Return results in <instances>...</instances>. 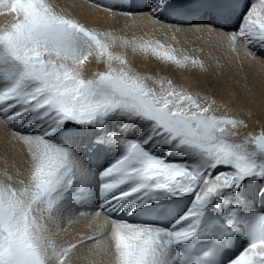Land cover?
Here are the masks:
<instances>
[{"label":"snow or ice","instance_id":"6c2138e0","mask_svg":"<svg viewBox=\"0 0 264 264\" xmlns=\"http://www.w3.org/2000/svg\"><path fill=\"white\" fill-rule=\"evenodd\" d=\"M87 3L137 14L132 0ZM145 7L161 23L158 12L175 5ZM0 11L15 17L0 33V128L26 166L0 180V264H72L84 248L110 264H264V130L236 139L244 120L216 115L215 100L142 75L111 49L179 70L209 64L159 40L90 28L50 0H0ZM184 23L209 44L215 36L228 60L264 66V0L247 5L234 31ZM89 56L105 70L86 78ZM94 156L114 159L98 171ZM161 200L166 222L116 218ZM87 207L93 223L104 217L95 233L60 242L65 213L85 217Z\"/></svg>","mask_w":264,"mask_h":264},{"label":"bare ground","instance_id":"6f19581e","mask_svg":"<svg viewBox=\"0 0 264 264\" xmlns=\"http://www.w3.org/2000/svg\"><path fill=\"white\" fill-rule=\"evenodd\" d=\"M241 1V0H240ZM246 1L249 4L258 3L259 0ZM56 5L57 11L70 15L90 28L105 32H112L117 36L126 35L131 38L144 36L153 40H159L166 46H171L176 51L199 57L210 65L208 72L197 70H179L169 65L160 63L155 58H146L139 54H133L130 49L114 48L113 52L126 55L129 64L140 74L153 77H165L171 79L178 87L199 93L207 99V102L215 100L213 105L218 116H230L242 119L247 127H241L236 139H243L251 133L259 134L264 130V66L259 63L253 65L245 62L243 66L234 60H228L224 51L216 46V37L213 36L209 44V37L203 39L199 33L194 32L188 25H172L164 22L155 23L151 18L153 8L145 7L150 0H140L134 17L113 16L87 3V0H50ZM224 17L217 21L225 26L226 31H234L239 26V10L231 13L225 12ZM14 14L10 11H0V33L10 28L14 22ZM180 28V31H175ZM175 32V37L173 33ZM115 67L119 64L113 61ZM86 78L92 77L96 72L105 70L103 63H98L94 56H89L81 66ZM3 69L0 68V74ZM151 83V82H150ZM95 162H100V169L107 167L114 157H93ZM187 159V158H184ZM25 156L19 145L11 141L10 133L0 128V180L4 179V171L15 175L17 169L25 171ZM98 200L93 197L94 207ZM149 207L152 205H148ZM151 208V207H150ZM88 214L80 217L72 212L65 213L62 218V227H68V233H60L57 239L65 242L67 239H77L80 235H92L97 230L98 223L103 222V215L97 223H93L94 216L91 207L82 208ZM130 213V212H129ZM128 213V214H129ZM75 223L69 225L68 220ZM91 225V227L89 226ZM111 257L106 253L93 254L87 248L81 249L72 257V264H110Z\"/></svg>","mask_w":264,"mask_h":264}]
</instances>
